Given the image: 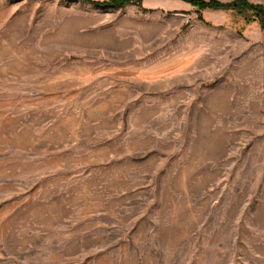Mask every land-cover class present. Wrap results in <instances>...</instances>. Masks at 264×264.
Wrapping results in <instances>:
<instances>
[{"label":"rangeland","instance_id":"374dc122","mask_svg":"<svg viewBox=\"0 0 264 264\" xmlns=\"http://www.w3.org/2000/svg\"><path fill=\"white\" fill-rule=\"evenodd\" d=\"M242 25L0 0V264H264V30Z\"/></svg>","mask_w":264,"mask_h":264},{"label":"trees","instance_id":"16d2710c","mask_svg":"<svg viewBox=\"0 0 264 264\" xmlns=\"http://www.w3.org/2000/svg\"><path fill=\"white\" fill-rule=\"evenodd\" d=\"M89 1V0H87ZM116 5H125L132 2L140 3L142 0H109ZM191 4L198 9L199 12L210 10H232L238 15L245 18L246 23L258 22L264 30V5L260 3H251L248 0H190Z\"/></svg>","mask_w":264,"mask_h":264},{"label":"crops","instance_id":"0c3cea01","mask_svg":"<svg viewBox=\"0 0 264 264\" xmlns=\"http://www.w3.org/2000/svg\"><path fill=\"white\" fill-rule=\"evenodd\" d=\"M258 3H260V4H263L264 5V0H259V2ZM225 11V10H224ZM225 12H228V11H225ZM229 12H231V13H233L236 17H237V20H238V18H240L241 17V22L243 21V27H247L248 29H249V27H251V25H253V28H255V29H261V26H260V24L258 23V22H253L251 25H247L246 24V20H245V18L243 17V16H241V15H238L236 12H234V11H232V10H229ZM225 19V18H224Z\"/></svg>","mask_w":264,"mask_h":264}]
</instances>
